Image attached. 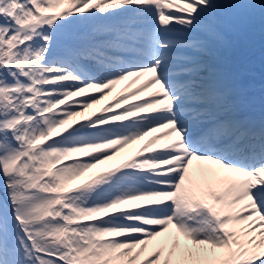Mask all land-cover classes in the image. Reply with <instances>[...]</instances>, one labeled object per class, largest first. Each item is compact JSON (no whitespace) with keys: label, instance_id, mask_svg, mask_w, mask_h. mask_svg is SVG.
<instances>
[{"label":"snow or ice","instance_id":"1","mask_svg":"<svg viewBox=\"0 0 264 264\" xmlns=\"http://www.w3.org/2000/svg\"><path fill=\"white\" fill-rule=\"evenodd\" d=\"M256 14L264 0H0V264H264V89L257 119L237 54ZM130 78L147 79L70 123Z\"/></svg>","mask_w":264,"mask_h":264},{"label":"bare ground","instance_id":"2","mask_svg":"<svg viewBox=\"0 0 264 264\" xmlns=\"http://www.w3.org/2000/svg\"><path fill=\"white\" fill-rule=\"evenodd\" d=\"M257 2H259V0H257ZM246 19H248V18H245L244 20H246ZM249 19L251 21L252 17L249 18ZM242 22L246 23L244 21H242ZM260 24L262 26V29H264V23L261 22ZM238 33L239 34L242 33L241 30L239 29V26H238ZM241 43L242 42H237V53L243 55L247 59V61H246L247 62V66L245 68L246 74H249L251 77H256L257 80L262 81L263 85H264V45H262L263 49L259 53L255 54V53L245 52L244 49H242V47H241ZM146 79L147 78H142L138 83H135L137 85L136 88L140 87L145 82ZM121 84L117 85L114 88V90L112 91V93L110 95H108L105 99L101 100V102L99 104L93 105L92 108L87 109L84 112L83 117H80V118L76 117V119H74V121L71 122V124L74 125L75 122L80 121V120H82V119H84V118H86V117H88V116H90V115H92L94 113H98L99 114V113L103 112V109L105 107H107V106L104 107V103L108 99L113 97L114 92L117 90V88L120 87ZM125 91L129 92V89L125 88L121 92H125ZM94 94H96V93L95 92H89V93H86L84 96L94 95ZM138 97H140V96H137V97L129 100L128 102L135 101V100H137ZM82 98L83 97H74L73 100L82 99ZM163 131H167V130L165 129V130H161V132L153 133L152 136L161 135ZM152 136L147 137V138H145V140L139 141L136 144L125 148L124 151L120 155L116 156L113 160L106 161L104 164L98 165L96 168L91 170V173H93V175L97 174V173L103 171L104 169L109 168V167L117 164L118 162H120V161H122V160H124V159H126V158H128L130 156H132V155L136 156L137 153L140 151V149L143 147V146H141V144H143V142L147 143L150 139H152ZM163 143L164 142L161 141L159 144L156 145V147L157 148H161L163 146ZM104 165L106 167L102 168Z\"/></svg>","mask_w":264,"mask_h":264},{"label":"rangeland","instance_id":"3","mask_svg":"<svg viewBox=\"0 0 264 264\" xmlns=\"http://www.w3.org/2000/svg\"><path fill=\"white\" fill-rule=\"evenodd\" d=\"M261 22L264 23V21L261 20L259 14H256L254 17H252L250 22H247V27L240 26L241 29L246 30V33L243 37V49L244 51L248 53H257L260 52L264 45V29H262ZM248 28V29H247ZM82 117V116H78ZM77 158H86V157H77ZM75 159V158H74ZM103 167H106L105 165ZM91 170L84 174V176L76 181V184L86 182V180L91 177Z\"/></svg>","mask_w":264,"mask_h":264}]
</instances>
